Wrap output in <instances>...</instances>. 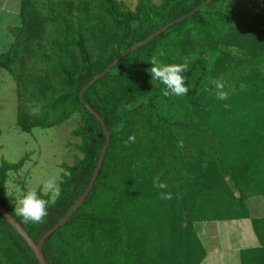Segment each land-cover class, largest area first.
<instances>
[{"label": "trees", "instance_id": "trees-1", "mask_svg": "<svg viewBox=\"0 0 264 264\" xmlns=\"http://www.w3.org/2000/svg\"><path fill=\"white\" fill-rule=\"evenodd\" d=\"M35 1L18 0L20 22L12 26L16 36L0 65L15 73L22 91L18 73L26 69L25 56L34 65L50 62L53 76H30L42 99L51 96L43 108L59 111L51 117L42 111L50 120H40L43 115L19 105L17 125L23 131L40 123L51 126L79 110L71 134L79 138L74 145L80 155L72 164L62 163L61 194L43 223H26L7 201L8 173L18 170L25 156L0 163V204L35 242L72 209L106 143L79 91L122 53L189 14L126 53L83 92V101L107 127L109 143L88 195L45 238L42 252L48 264H199L205 250L193 223L206 218L198 208L205 203L201 199L213 190L225 194L227 175L243 200L251 181L247 172L264 161V128H259L264 124V0L203 5L206 0H136L133 8L120 0H59L45 11ZM161 49L162 62L188 64V94L165 96V86L152 80L149 60ZM218 79L221 90L213 84ZM218 91L227 98L219 99ZM236 101L249 102V109L243 111ZM234 109L243 111L238 118L247 115L253 131L236 146L222 136L235 123ZM129 135L135 142L126 144ZM157 181L167 189L155 187ZM161 191L172 198L160 199ZM0 264H39L1 214Z\"/></svg>", "mask_w": 264, "mask_h": 264}, {"label": "rangeland", "instance_id": "rangeland-1", "mask_svg": "<svg viewBox=\"0 0 264 264\" xmlns=\"http://www.w3.org/2000/svg\"><path fill=\"white\" fill-rule=\"evenodd\" d=\"M56 1L59 0H36L35 4L39 9L45 11L49 6V2ZM120 1H123L126 6L131 8H133L136 3V0ZM6 2L7 7L10 9V13L8 11H0V59L5 55L4 53L12 42H14L13 40L16 36V32L12 26L20 22L18 13L19 8L17 10L18 0H6ZM46 25V28L49 29L48 23ZM47 37V34H44L39 41L45 43ZM47 44L49 43L47 42ZM24 63L26 64V69L18 73V78L23 79L22 82H24L23 85L21 83L22 86L20 85L23 88L22 91H20L21 89L18 86L17 78L14 76L15 73H12L10 70L0 65V163L3 161L17 162L25 156L22 166L18 170L10 171L5 182L8 196L7 201L10 204H14L15 208L17 207V200L26 189L37 188L39 190L43 182L50 176H56L59 181L64 170L62 163L72 164L74 158L80 155L78 149L74 145L79 142V138L71 134V130L75 128L79 122V110L74 111L62 122L53 123L51 126H44L40 123L29 131H23L17 125L19 105L26 113L33 112V116H35L34 114H41L42 111H44L43 114L47 112L51 117L59 111L58 109L56 112L43 108L44 106L42 103L50 100L51 96L47 97V100L42 99V96L38 92L36 81L33 83V76H30V73L33 72L37 73L36 76H41L44 72L50 77L53 76L51 72L53 70L52 67H47V64H50V62L46 63L45 61H41L39 64L35 63L34 65V63L32 64V61H29L25 56ZM15 70L17 71V68H15ZM50 80L54 84L53 78H50ZM236 103L240 104L237 101ZM248 106L249 102L248 104L244 102L240 104L239 108L246 111L249 109ZM243 111L234 109L231 112V117L235 119V123L234 125L229 124L227 131L222 134L226 141L233 144V146H236L241 140L246 141L252 138L251 134L253 131L247 128L248 126L245 123L247 115L245 114L241 116V118H238V114L243 113ZM48 117H44L43 115L40 120L43 118L49 121L50 119ZM259 128L263 129L264 124H261ZM263 144L264 142L261 143V145ZM241 146H243L242 143ZM230 149L232 148L230 147ZM247 175H251V181L244 186L243 189L245 191H255V189L261 191L264 188L262 186L263 184L260 185L261 180L264 179V162L255 165L253 170L247 172ZM255 176H257V178L254 179L253 177ZM225 177V180L229 179L227 175H225ZM226 184L227 186L224 188H227L229 183L226 182ZM233 190L238 192V187L233 188ZM223 192H227V190ZM218 196H216V199ZM222 196H225V199L222 201H220V198L219 200L217 199L218 206L215 205L216 202L214 201V203L211 204V199L209 200V197L204 196L205 201L201 199V202H205L204 204L206 205L201 209L202 215H205L206 218H213L215 216L227 218L232 211L244 212L243 209L235 205L233 201L234 197L228 194ZM195 219L193 224L199 221L197 218ZM222 226L223 223H221V227ZM194 228L197 234L195 225ZM211 253L212 251L208 253L200 264H223L224 260L227 259L220 258V254L215 256ZM230 263L233 264L232 261L226 264Z\"/></svg>", "mask_w": 264, "mask_h": 264}, {"label": "crops", "instance_id": "crops-1", "mask_svg": "<svg viewBox=\"0 0 264 264\" xmlns=\"http://www.w3.org/2000/svg\"><path fill=\"white\" fill-rule=\"evenodd\" d=\"M6 3V0L0 1V11H10ZM263 162L259 159V163ZM227 182L229 184L225 194L234 197L235 205L243 209L244 212L235 210V212L229 213L227 218L214 215L213 218L199 219L195 222L198 237L205 250L201 261L212 251L211 254L215 256L220 254V258H227L223 264L231 261L233 264H264V188L261 191L255 189L257 192L247 190L246 197L239 201L238 192L233 190L236 187L233 181L227 179ZM261 184L264 187V179L261 180ZM218 193L220 191L213 190L209 197L211 204L216 202V206H218L217 199L220 198V201L225 199V196H220L221 194ZM216 196H218L217 199ZM205 205L203 203L198 207L199 210L201 211ZM221 223H223L222 227Z\"/></svg>", "mask_w": 264, "mask_h": 264}, {"label": "clouds", "instance_id": "clouds-1", "mask_svg": "<svg viewBox=\"0 0 264 264\" xmlns=\"http://www.w3.org/2000/svg\"><path fill=\"white\" fill-rule=\"evenodd\" d=\"M165 53L161 49L150 58L151 67L148 70L151 73L152 80H157L165 86L163 95L184 96L189 92L188 83H186L185 72L188 71V64L185 63H164L159 57L164 56ZM213 84L218 90L223 89L224 84L222 80H215ZM219 99H226V94L223 91H218ZM135 142V136L129 135L126 144ZM154 186L159 189H167L168 185L165 182H154ZM61 194L60 182L56 176H50L46 179L42 187L26 189L21 197L17 200V207L15 211L17 215L21 216L23 220L35 224H40L45 221L48 216L49 206L54 205ZM47 197V198H45ZM159 197L162 200H170L172 198L171 192L161 191Z\"/></svg>", "mask_w": 264, "mask_h": 264}, {"label": "water", "instance_id": "water-1", "mask_svg": "<svg viewBox=\"0 0 264 264\" xmlns=\"http://www.w3.org/2000/svg\"><path fill=\"white\" fill-rule=\"evenodd\" d=\"M211 0H206L205 2H203L201 5L206 4L208 2H210ZM200 5V6H201ZM200 6H198L197 8H195V10H197ZM195 10H193L192 12H194ZM189 14H186L174 21L169 22L168 24L164 25L163 27H161L160 29H158L156 32H154L153 34H151L149 37H147L146 39H144L142 42H140L139 44L133 46L132 48L128 49L127 51H125L124 53H122L120 56H118L116 59H114L100 74H98L97 76H95L94 78H92L85 86H83L81 88V90L79 91L78 97L79 100L88 108V110L99 120L100 124L103 127L105 136H106V143L104 148L101 151V154L99 156V159L97 161L96 167L92 173L91 179L85 189V191L83 192V194L81 195V197L78 199V201L76 202V204L72 207V209L59 221L57 222L55 225H53L50 229H48L43 235L42 237L38 240V242H35L27 233V231L22 227V225L17 222V220L0 204V214L11 224V226L22 236V238L27 242V244L29 245V247L31 248L32 252L34 253L36 259L38 260L39 264H48V262L46 261L43 252H42V244L43 241L45 240V238L51 233L53 232L55 229H57V227L63 225L68 219L69 217L75 212V210L79 207V205L81 204V202L85 199V197L88 195L92 184L95 181V178L97 176L98 170L100 168V165L102 163L103 160V155L106 151V148L108 146L109 143V135H108V129L105 126V124L103 123V121L100 119V117L97 115V113L86 103L83 101L82 99V94L83 92L89 87V85L91 83H93L94 81H96L99 77H101L106 70L111 67L115 62H117L120 58H122L126 53L132 52L136 47H139L143 44H145L146 42L150 41L154 36H156L158 33H160L163 29H165L166 27H168L169 25L173 24L175 21H178L186 16H188Z\"/></svg>", "mask_w": 264, "mask_h": 264}]
</instances>
